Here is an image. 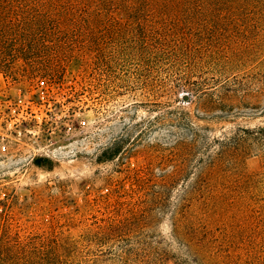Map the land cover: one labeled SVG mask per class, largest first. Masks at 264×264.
Returning a JSON list of instances; mask_svg holds the SVG:
<instances>
[{
    "label": "trees",
    "instance_id": "trees-1",
    "mask_svg": "<svg viewBox=\"0 0 264 264\" xmlns=\"http://www.w3.org/2000/svg\"><path fill=\"white\" fill-rule=\"evenodd\" d=\"M86 68L107 86L208 97L264 68V0H0V84L63 83ZM178 123L195 141L172 169L138 175L137 196L104 217H65L40 233L0 209V264H264V152L257 171L225 169L237 150L264 146V126L250 142L217 139L220 151L192 173L196 128L189 113ZM166 215L169 238L158 231Z\"/></svg>",
    "mask_w": 264,
    "mask_h": 264
},
{
    "label": "rangeland",
    "instance_id": "rangeland-1",
    "mask_svg": "<svg viewBox=\"0 0 264 264\" xmlns=\"http://www.w3.org/2000/svg\"><path fill=\"white\" fill-rule=\"evenodd\" d=\"M94 74L74 69L63 83L2 79L0 209L14 226L44 233L51 221L93 220L104 217L110 203H127L137 196L131 183L138 175L172 169L195 141V130L178 123L186 113L197 132V145L188 152L192 173L220 151L217 139L250 142L264 126V68L223 81L208 97L181 88L155 94L140 85L107 86ZM233 91L237 96H226ZM117 147L121 152L108 158ZM237 151L241 160L227 157L226 170L263 167L264 146ZM158 231L170 237L169 216Z\"/></svg>",
    "mask_w": 264,
    "mask_h": 264
}]
</instances>
